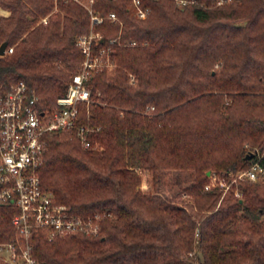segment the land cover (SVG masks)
<instances>
[{
  "label": "trees",
  "instance_id": "1",
  "mask_svg": "<svg viewBox=\"0 0 264 264\" xmlns=\"http://www.w3.org/2000/svg\"><path fill=\"white\" fill-rule=\"evenodd\" d=\"M140 1L143 18L130 0H94L103 17L93 26L96 49L109 51L112 66L85 81L91 102L79 114L98 147L70 131L44 135L42 186L74 213L99 212L100 232L50 237L38 227L34 256L40 264H194L196 248L201 264H264V174L227 176L226 193L205 189L208 170L264 166V0ZM0 7L8 11L0 44L12 47L0 56V90L23 80L39 108H50L80 68L75 40L89 31V12L76 0ZM138 169L150 172L148 191ZM182 192L189 207L179 204ZM14 212L0 202L2 241L14 236Z\"/></svg>",
  "mask_w": 264,
  "mask_h": 264
},
{
  "label": "built area",
  "instance_id": "2",
  "mask_svg": "<svg viewBox=\"0 0 264 264\" xmlns=\"http://www.w3.org/2000/svg\"><path fill=\"white\" fill-rule=\"evenodd\" d=\"M76 1L86 7L91 21L89 31L76 37L75 43L82 51L83 59L78 71L68 80L65 93L56 97L53 106L41 110L36 94L23 80L0 90V202H8L15 208L10 219L14 236L6 241L0 240V259L4 264H40L34 256L32 242L33 232L38 227L47 228L50 237L72 232L92 235L100 232L102 215L99 212L93 215L74 213L67 205L55 200V195L42 186L39 176L46 133L70 131L80 145L91 149L98 147L91 138L96 129L80 123L79 106L82 102H91L90 89L85 82L90 74L112 65L109 51L96 49L102 37L93 30V26L102 22L103 17L94 12V0ZM128 6L136 17L143 18L147 13L140 0H130ZM107 17L118 20L113 11ZM40 20L48 21L47 17ZM11 50V47H6L5 52ZM263 174L264 166L260 160L251 162L235 174L231 170L226 173L211 171L205 189L214 185L226 189L229 185L227 176L257 181Z\"/></svg>",
  "mask_w": 264,
  "mask_h": 264
},
{
  "label": "rangeland",
  "instance_id": "3",
  "mask_svg": "<svg viewBox=\"0 0 264 264\" xmlns=\"http://www.w3.org/2000/svg\"><path fill=\"white\" fill-rule=\"evenodd\" d=\"M177 2H178L179 5H183L187 1L186 0H177ZM54 10H56V8H54L53 10H51L50 12H48V14L46 16H44V17H47L48 18V15L51 14ZM2 14H8V11L0 7V15H2ZM8 47H11V46H8ZM248 166L249 165L242 166L240 168H237L236 170H231V171H232V173L235 174L239 169L242 170L244 168H247ZM137 171L139 173V176H141V179H142L141 182H140V184H139V188L142 191H148V189H151L152 188V180H151L150 172L148 170L145 171V170H141V169H138ZM211 171H213V170L206 171L207 176H209V173ZM181 174H183L185 176L184 173H181ZM167 175H168V177L171 178L174 174L172 172H168ZM262 176L260 178H262ZM229 179H230V183H231V182H238L239 180H246L247 178L243 177V179H240V178L231 179V176H230ZM229 188H230V184L228 185V187L226 189H223L224 190V193H226L227 189H229ZM237 191H239V189L234 188V194H235V196L240 197L241 196V192L239 191V195H236V192ZM220 199H219V201H220ZM190 200H191V197L187 193L182 192L181 193V199H180L179 204H182V205L187 206L188 203H191ZM187 207H189V206H187ZM195 252H194L195 254L193 256L194 264H201V260H202L201 254L198 252V250L196 248H195Z\"/></svg>",
  "mask_w": 264,
  "mask_h": 264
},
{
  "label": "water",
  "instance_id": "4",
  "mask_svg": "<svg viewBox=\"0 0 264 264\" xmlns=\"http://www.w3.org/2000/svg\"><path fill=\"white\" fill-rule=\"evenodd\" d=\"M7 43H8L7 40H4V41L1 42V44H0V56H1V55H4V54L6 53V52H5V49H6V47H7ZM252 154H253L252 152H248V153L245 154L244 157H245L246 159H250L251 156H252ZM207 173H208V172H207Z\"/></svg>",
  "mask_w": 264,
  "mask_h": 264
}]
</instances>
